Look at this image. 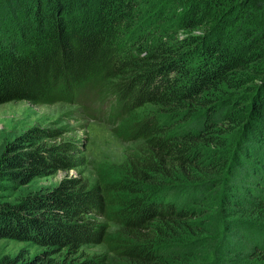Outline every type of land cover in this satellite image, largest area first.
<instances>
[{"label": "trees", "instance_id": "trees-1", "mask_svg": "<svg viewBox=\"0 0 264 264\" xmlns=\"http://www.w3.org/2000/svg\"><path fill=\"white\" fill-rule=\"evenodd\" d=\"M91 87L133 145L124 173L0 203V239L42 248L0 264H264V0H0V104ZM58 137L9 142L0 180L74 168Z\"/></svg>", "mask_w": 264, "mask_h": 264}, {"label": "rangeland", "instance_id": "rangeland-1", "mask_svg": "<svg viewBox=\"0 0 264 264\" xmlns=\"http://www.w3.org/2000/svg\"><path fill=\"white\" fill-rule=\"evenodd\" d=\"M198 31L194 30V33ZM85 95L90 101H59L54 104L35 105L27 101L0 104V157L9 142L33 127L58 131L52 142L70 140L76 166L70 170L59 169L52 175L38 178L27 187H19L0 180V203H14L23 194L55 186L65 176H86L92 182L105 178H120L126 169L125 162L133 145L123 137V123L103 119L101 108H106L103 92L91 87ZM111 105L114 106V103ZM91 109V110H90ZM116 227L111 224V233ZM31 255L42 250L36 244L15 239H0V263L5 256H15L20 251ZM106 250L104 244L89 245L87 254Z\"/></svg>", "mask_w": 264, "mask_h": 264}]
</instances>
